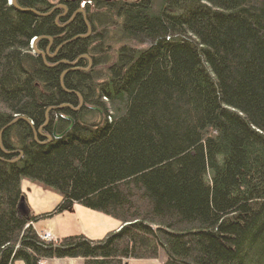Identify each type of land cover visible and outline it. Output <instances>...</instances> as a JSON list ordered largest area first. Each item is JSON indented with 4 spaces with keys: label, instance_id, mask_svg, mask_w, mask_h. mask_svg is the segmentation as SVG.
<instances>
[{
    "label": "trees",
    "instance_id": "16d2710c",
    "mask_svg": "<svg viewBox=\"0 0 264 264\" xmlns=\"http://www.w3.org/2000/svg\"><path fill=\"white\" fill-rule=\"evenodd\" d=\"M16 4L0 0V264H264V0H88L69 20ZM110 51L98 82L85 66ZM22 178L61 196L31 221L79 203L121 226L21 232Z\"/></svg>",
    "mask_w": 264,
    "mask_h": 264
},
{
    "label": "crops",
    "instance_id": "0c3cea01",
    "mask_svg": "<svg viewBox=\"0 0 264 264\" xmlns=\"http://www.w3.org/2000/svg\"><path fill=\"white\" fill-rule=\"evenodd\" d=\"M27 182L26 185L28 184ZM34 185H31L33 192L29 191L28 186H26L24 189L21 187L22 194L25 196L29 210L34 213H43L51 210L60 200L61 196L37 184ZM73 207L74 211L72 213H74L75 216H78V221L81 220L79 227H77L79 231H69L63 235L82 233L90 239H99L104 237L110 230L118 229L121 226V223L117 219L102 212L89 209L77 203H74ZM38 224L39 222L36 224L38 231L47 229L45 227H38ZM51 234L55 239L63 236L54 235L53 233ZM163 260V257H161V259L129 258L124 262V264H164ZM13 264L24 263L18 260ZM41 264H83V259L81 257L50 258L42 259Z\"/></svg>",
    "mask_w": 264,
    "mask_h": 264
},
{
    "label": "rangeland",
    "instance_id": "374dc122",
    "mask_svg": "<svg viewBox=\"0 0 264 264\" xmlns=\"http://www.w3.org/2000/svg\"><path fill=\"white\" fill-rule=\"evenodd\" d=\"M52 1H55V0H52ZM90 5H92V3ZM82 10H84V9H82ZM115 30L117 31V29H115L113 27V30H112L113 31V37L111 39L112 41H111L110 49H112L113 47L116 49L122 44V42L116 41V40H118L117 35L119 33L117 31V35H116ZM56 50L53 52L50 51V54L53 56L56 55ZM106 53H108V51H106ZM102 55H105V54H101V56ZM115 55H116V53L111 52V57H110L111 59L109 61H106L105 63L102 61V63H99L97 65H94V56L92 55L89 58L88 64L85 66V68H86L85 70L86 71L87 70L96 71V73H98V75H99V78H96V79L98 80V82H100L101 80H103L105 78L106 67L108 66L109 63H111L114 60ZM95 56L97 57L98 54H95ZM54 108H56V107H54ZM26 182L28 183L27 185H26ZM29 182H32V183L37 184V185L44 188V186H42L40 183L30 181L29 179H26V178L21 179V187L24 189V188H26V186H28L29 191L33 192L31 185H34V184L29 183ZM37 200H38V198H37ZM73 211H74V207L72 205V207L68 210H63L61 212L54 213L53 215L45 216V217L40 219L38 227H45L51 233H53L54 235H58V236H62L63 234L68 233L69 231H79V229L77 227H79L81 220L80 221L77 220L78 216H75V214L72 213ZM163 255H164V252H163ZM159 256H161V253Z\"/></svg>",
    "mask_w": 264,
    "mask_h": 264
},
{
    "label": "flooded vegetation",
    "instance_id": "af4514ba",
    "mask_svg": "<svg viewBox=\"0 0 264 264\" xmlns=\"http://www.w3.org/2000/svg\"><path fill=\"white\" fill-rule=\"evenodd\" d=\"M50 4V7L46 12L48 11V14H57V17H60L61 19L66 18L68 16V20L72 18L75 12L80 11L79 8L88 0H78L77 9H75L72 13L69 12V9L72 8V5H69V3H75L77 0H47ZM70 16V17H69ZM62 28V27H61ZM53 39L48 38V42L45 46V52L50 53V46L52 44ZM56 50V49H55ZM55 57V55L52 57V59ZM51 59V58H50Z\"/></svg>",
    "mask_w": 264,
    "mask_h": 264
},
{
    "label": "bare ground",
    "instance_id": "6f19581e",
    "mask_svg": "<svg viewBox=\"0 0 264 264\" xmlns=\"http://www.w3.org/2000/svg\"><path fill=\"white\" fill-rule=\"evenodd\" d=\"M7 1L13 5V0H12V1H11V0H7ZM15 1H16V0H15ZM32 40H33V38H32L31 41H30V47H32V49H33V46H32ZM36 41H37V40H36ZM36 41H35V43H36ZM35 47H36V45H35ZM33 50H34V49H33ZM38 50H39V49H38ZM41 51H42V50H41ZM34 52H35V51H34ZM43 52L45 53V57H44V59H45V58H49V59H50V58L53 57V55H51L50 53H47V52H45V51H43ZM81 57H82V56H79L78 59H80ZM78 59H77V60H78ZM49 65H50V64H49ZM77 95H78L79 99L82 100V97L80 96V94H77ZM81 107H82V103H81V104L78 103L74 108H75V109H80ZM92 108H94V106H92ZM95 108H96V107H95ZM70 117H71V116H70ZM71 119H72V120L68 119L69 122H68V124L66 125L64 131H62V134L65 133V132H67V131H69L70 128L73 126L74 121H73V118H72V117H71ZM66 129H67V130H66ZM40 130H41V128H39L38 131H40ZM20 191H21V190H20ZM52 191H53V190H52ZM53 192L59 194V193L56 192V191H53ZM59 195H60V194H59ZM21 199H22V191H21V196H19L18 203H17V211H18L20 217L23 218V220H24V224H23V226H22V231H21V232H23V230H25V228H26L27 226H29V224H30V225L33 227V229L36 231V233H38V230H37V228H36V224L40 221L41 216L38 217L36 220L31 221V219L29 218V215H30V214H31V215H37V214H39V213L31 212V211H29L28 209H26V210H27L26 212L22 213V211H21L20 208H19V203H20Z\"/></svg>",
    "mask_w": 264,
    "mask_h": 264
},
{
    "label": "water",
    "instance_id": "95a60500",
    "mask_svg": "<svg viewBox=\"0 0 264 264\" xmlns=\"http://www.w3.org/2000/svg\"><path fill=\"white\" fill-rule=\"evenodd\" d=\"M13 6H15V7H17L18 5L16 4V1L15 0H13ZM22 10L24 9V8H21ZM24 10H26V8L24 9ZM46 14H48V13H46ZM90 32V28H89V26H88V33ZM87 33V34H88ZM87 34H85V35H83V36H81V37H85ZM37 40V38L36 37H33V40H32V46H33V49H34V51H35V53H37V54H41L42 56H43V58L45 57V53L43 52V51H41V50H38L36 47H35V41ZM81 56H83V55H81ZM46 62V61H45ZM76 63V61H74L72 64H75ZM52 66V65H51ZM80 104L82 103V100L80 99V102H79ZM63 107V105H61V106H57L56 107V109L57 108H62ZM72 110H77V109H75V108H72ZM67 118L68 119H70V120H72L71 119V117L70 116H68L67 115ZM47 122V121H46ZM67 130V129H66ZM53 135H54V137H60L61 135H62V132L61 133H58V134H56V133H53ZM47 137V140H50L51 139V136L50 135H47L46 136ZM19 208H20V210L22 211V213H24V212H26L27 210V208L25 207V204H24V199H23V197H22V199H21V201H20V203H19Z\"/></svg>",
    "mask_w": 264,
    "mask_h": 264
}]
</instances>
